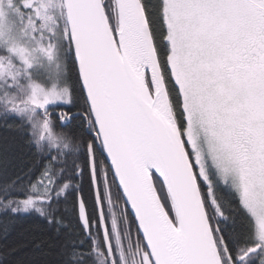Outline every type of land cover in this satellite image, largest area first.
Here are the masks:
<instances>
[{"label": "rangeland", "instance_id": "rangeland-1", "mask_svg": "<svg viewBox=\"0 0 264 264\" xmlns=\"http://www.w3.org/2000/svg\"><path fill=\"white\" fill-rule=\"evenodd\" d=\"M162 1L194 175L205 179L210 163L235 188L256 227L251 260L264 261V64L253 63L248 50L262 41L264 0ZM68 45L62 0H0V103L45 149L64 147L44 115L69 102ZM147 68L144 60V81ZM33 205L19 202L14 210Z\"/></svg>", "mask_w": 264, "mask_h": 264}, {"label": "trees", "instance_id": "trees-1", "mask_svg": "<svg viewBox=\"0 0 264 264\" xmlns=\"http://www.w3.org/2000/svg\"><path fill=\"white\" fill-rule=\"evenodd\" d=\"M103 1L113 28L117 24L114 2ZM140 1L174 121L182 133L185 112L168 65L163 1ZM68 46L69 102L49 107L44 115L48 126L61 137L63 149L39 146L25 121L0 103V264H144L145 245L100 146L70 43ZM184 146L187 152L186 143ZM205 176L197 178V184L221 262L236 264L258 245L254 220L235 188L224 182L210 163H206ZM152 178L163 207L174 221L164 187L155 175ZM79 197L89 223L88 236L78 220ZM25 201H31L33 208L14 210ZM255 254L253 251L237 264H264L263 259L251 260Z\"/></svg>", "mask_w": 264, "mask_h": 264}, {"label": "water", "instance_id": "water-1", "mask_svg": "<svg viewBox=\"0 0 264 264\" xmlns=\"http://www.w3.org/2000/svg\"><path fill=\"white\" fill-rule=\"evenodd\" d=\"M113 2L117 18L113 28L103 0H62V5L80 85L107 164L145 245L144 264H222L142 3ZM126 36L143 52L148 81L131 66L122 42ZM152 175L169 197L174 221L159 199ZM77 213L88 236L80 197ZM105 242L110 254L106 235Z\"/></svg>", "mask_w": 264, "mask_h": 264}, {"label": "bare ground", "instance_id": "bare-ground-1", "mask_svg": "<svg viewBox=\"0 0 264 264\" xmlns=\"http://www.w3.org/2000/svg\"><path fill=\"white\" fill-rule=\"evenodd\" d=\"M122 42L126 50L127 56L130 60L131 66L138 75L145 60L143 52L139 48L137 41L132 39L130 36H126L125 39H122ZM148 164L149 163L146 162L145 167H147Z\"/></svg>", "mask_w": 264, "mask_h": 264}, {"label": "flooded vegetation", "instance_id": "flooded-vegetation-1", "mask_svg": "<svg viewBox=\"0 0 264 264\" xmlns=\"http://www.w3.org/2000/svg\"><path fill=\"white\" fill-rule=\"evenodd\" d=\"M251 61L255 64H264V29L262 30V41L250 45L248 48Z\"/></svg>", "mask_w": 264, "mask_h": 264}]
</instances>
